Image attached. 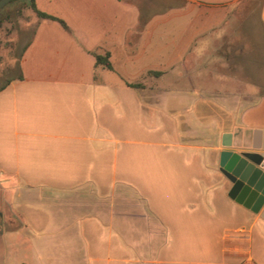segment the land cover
<instances>
[{
  "label": "crops",
  "instance_id": "crops-1",
  "mask_svg": "<svg viewBox=\"0 0 264 264\" xmlns=\"http://www.w3.org/2000/svg\"><path fill=\"white\" fill-rule=\"evenodd\" d=\"M114 1L123 6L116 25L88 46L34 0L67 29L35 18L19 73L0 90V219L11 191L9 214L21 220L2 236L31 245L8 262L264 264V204L252 212L237 202L241 186L219 166L224 150L264 154L252 141L264 132V93L241 64L229 68L244 54L216 51L241 43L242 0L168 11ZM173 13L181 19L168 23ZM258 19L264 41V0ZM143 60L152 65L125 79Z\"/></svg>",
  "mask_w": 264,
  "mask_h": 264
},
{
  "label": "rangeland",
  "instance_id": "rangeland-1",
  "mask_svg": "<svg viewBox=\"0 0 264 264\" xmlns=\"http://www.w3.org/2000/svg\"><path fill=\"white\" fill-rule=\"evenodd\" d=\"M104 0H39V6L44 9H49L66 19L71 25L74 35L82 39L87 45H95L98 41V33L102 27L112 28L115 24L114 14L120 17L122 13V3H116L114 0H107L106 5ZM125 2L126 8L138 7L146 10H157L161 6L166 11L173 9L177 5H182L185 0H121ZM210 2L222 0H206ZM262 0H242L239 3L243 10L238 21V38L241 43H232L228 40V44L224 43L216 46L217 52L238 53L244 54L243 61H229V68L235 71V66L241 64L243 67L245 78L258 85L261 92L264 93V41L262 39V26L258 19V11ZM117 7H116V6ZM176 13L168 15L167 22L181 19L182 15L174 17ZM236 15V14H235ZM139 26L145 21L146 14L139 15ZM167 16V15H166ZM35 15L32 11L21 4V0H11L3 8L0 9V84L4 83L8 78L19 73L20 54L25 43L29 40L31 33L35 27ZM118 19V18H117ZM173 23V22H172ZM116 25V24H115ZM55 28H58L53 24ZM87 27V29H85ZM236 27V25H235ZM58 30V29H57ZM169 31V29H168ZM62 32V31H61ZM53 33V32H52ZM63 34V33H61ZM56 35V34H55ZM134 35H136L134 33ZM234 42V41H233ZM153 45L152 47H155ZM167 53V51H166ZM152 57H156V52L152 51ZM152 65L151 60L139 61L132 67L124 71L125 79H134L133 75L138 70H143L146 66ZM3 196V218L0 219V248H4L6 252V264L8 262L9 251H17L16 255H21V252L28 250L31 246L29 239L22 237H7L2 236V233L9 227H17L21 220L11 217L9 214V202L11 191L4 192ZM26 251L24 254L27 255ZM14 253V252H13ZM13 253L10 254L13 257ZM15 254V253H14ZM22 253V255H24Z\"/></svg>",
  "mask_w": 264,
  "mask_h": 264
},
{
  "label": "water",
  "instance_id": "water-1",
  "mask_svg": "<svg viewBox=\"0 0 264 264\" xmlns=\"http://www.w3.org/2000/svg\"><path fill=\"white\" fill-rule=\"evenodd\" d=\"M10 1L0 0V9ZM262 136H264V132H253L254 149L264 150V146L258 145ZM231 144L230 134H224L222 146L229 148ZM259 158L260 161L253 160L229 150L221 151L219 154V166L232 180H237L233 189L241 186L235 198L236 201L250 208L252 212H258L264 204V154L260 155ZM262 216L264 217V210Z\"/></svg>",
  "mask_w": 264,
  "mask_h": 264
},
{
  "label": "trees",
  "instance_id": "trees-1",
  "mask_svg": "<svg viewBox=\"0 0 264 264\" xmlns=\"http://www.w3.org/2000/svg\"><path fill=\"white\" fill-rule=\"evenodd\" d=\"M21 4L30 9L32 11V13L35 15L36 18L39 19H49V20H53V21H57L59 22L65 29H67L66 25L58 18L48 15L46 13L40 12L36 9L35 5H34V0H21ZM2 20H0V26H1ZM34 32V29L32 31V33ZM95 59H96V63L97 64H102L104 66H106L109 69H112L109 61L107 60L106 57L94 54ZM155 74V72H154ZM8 80H6L4 83L0 84V90L4 88V86L7 84Z\"/></svg>",
  "mask_w": 264,
  "mask_h": 264
}]
</instances>
